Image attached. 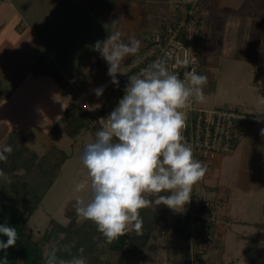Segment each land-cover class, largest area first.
Here are the masks:
<instances>
[{"label": "crops", "instance_id": "0c3cea01", "mask_svg": "<svg viewBox=\"0 0 264 264\" xmlns=\"http://www.w3.org/2000/svg\"><path fill=\"white\" fill-rule=\"evenodd\" d=\"M174 1L0 0V103L6 102L9 108H14L7 101L16 98V95H27L33 85H47L50 81L54 82L61 90L60 96L64 97L58 122L44 129L34 127L32 131L35 134L28 145L38 154H43L54 143L67 154L49 188L62 173V166L68 160V153L59 145L60 142L69 138L70 142L67 143L77 151L81 149L82 143L87 140L91 143L95 139L84 127L75 137L64 134L55 141L48 134L53 125L61 122L70 102L87 99L97 106L107 94L111 83L109 65L94 50L95 43L117 31L122 33L121 39L125 43L129 36H135L141 42L139 51L121 62V73H117L116 78L130 72L145 55L151 34L173 19ZM196 6L200 14L201 65L206 60V48L211 52L213 45L211 47L210 44L217 45L215 37L220 31L226 32L234 40L248 33V41L240 43L242 49L237 59L251 62L257 76L250 81L249 89L255 95L247 109L257 116L256 121L230 153L210 156L207 172L201 182L209 195L215 192L222 198L228 196L229 202L231 191L237 188L230 174L248 163L250 171L255 173L254 177L257 174L264 175V135H261L264 129V75L256 70L264 67V0H199ZM216 41L221 44L223 35L218 36ZM233 43L238 45L235 41ZM100 87L104 91L97 96L95 90ZM237 105L241 106H234ZM251 178L248 175L247 179ZM259 185L262 190L260 195L264 196V189ZM183 214L184 209L182 215L177 217Z\"/></svg>", "mask_w": 264, "mask_h": 264}, {"label": "rangeland", "instance_id": "374dc122", "mask_svg": "<svg viewBox=\"0 0 264 264\" xmlns=\"http://www.w3.org/2000/svg\"><path fill=\"white\" fill-rule=\"evenodd\" d=\"M221 35L223 42L219 44L216 40ZM218 36L215 37L217 45L210 44L211 47L213 45L211 52L206 48V60L200 65L199 74L208 77V83L203 89L206 100L204 103H196L204 107L241 104L239 107L248 109L249 103L254 99L252 96L255 95L249 89L250 81L257 76L251 62H240L237 59L242 49L241 44L248 41V33L235 40L230 39L226 32L220 31ZM53 83L50 81L47 85H33L32 91L27 95H16V98L7 101L14 108H9L10 105L6 102L0 103V146L6 141L9 130H21L24 139L27 138L24 143L29 145L35 134L32 131L34 127L44 129L58 122L64 97L60 96L61 90ZM79 102L75 100L77 105ZM87 138L91 139L88 135ZM67 141L69 138H65V142H60L59 145L68 153V160L62 166V173L29 215L27 229L33 239L40 243L44 254L53 247L63 249L65 245H70L71 255L61 250L57 253L59 259L69 260L72 256L81 255L78 249L83 247L82 255L87 264H119L118 253L107 247L100 232L88 234L90 229L83 227L87 220L79 217L75 210L76 199L85 196V193L76 191V183L88 182L90 179L80 159L89 141L82 143L81 149L77 151ZM234 172L230 174V178L234 179L237 188L231 191L229 202L228 196L222 198L215 192L209 195L199 181L193 187L189 203L191 218L182 220L177 216L182 215L183 210L170 209L167 224L160 222L152 231L147 245L125 264H185L186 253L190 255L191 264H264V196L260 195L262 190L259 185L264 189V175L257 174L254 177L255 173L250 171L248 163ZM17 173H23V169H18ZM248 175L252 178L247 179ZM42 180L46 178H35L34 182L40 185ZM10 183V175L2 173L0 190L5 188L4 184L6 191L9 190ZM203 203L210 208V216L206 212H202V217L198 216L196 206ZM154 206L153 203L147 207L148 215H151ZM206 218L213 222V228H203L200 234L198 223ZM83 231L87 233L82 234ZM250 239L256 240V248L251 246L254 249L250 252L255 261H249L244 251L249 246ZM79 241H83V245Z\"/></svg>", "mask_w": 264, "mask_h": 264}, {"label": "clouds", "instance_id": "9594fccd", "mask_svg": "<svg viewBox=\"0 0 264 264\" xmlns=\"http://www.w3.org/2000/svg\"><path fill=\"white\" fill-rule=\"evenodd\" d=\"M121 37L119 31L110 33L94 45L107 61L111 83L117 87L121 62L138 53L141 43L135 36H129L127 43ZM167 64V59L157 58L128 77L118 106L106 119H99L102 127L80 157L90 179L76 183V191L85 196L76 199L75 210L79 217L93 222L109 244L130 228L142 235L140 210L153 203L182 211L190 203L194 185L207 172L206 165L193 158L182 131L186 126L183 110L192 101L205 102L208 77L191 68L182 80ZM103 91L100 87L95 94L100 96ZM12 151L9 145L0 146V161H6V154ZM0 234L7 237L6 243L0 240V250L16 245L15 227L0 225ZM61 250L71 255L70 245L53 247L45 253V264H87L83 247L78 249L81 255L69 260L58 258Z\"/></svg>", "mask_w": 264, "mask_h": 264}, {"label": "trees", "instance_id": "16d2710c", "mask_svg": "<svg viewBox=\"0 0 264 264\" xmlns=\"http://www.w3.org/2000/svg\"><path fill=\"white\" fill-rule=\"evenodd\" d=\"M84 126L85 114L83 110L75 102H70L65 109L61 122L53 125L49 129L48 134L53 141L61 138L64 134L69 137H75ZM24 141V135L20 130H11L3 143V145L11 146L13 151L11 154H6L8 157L6 161H0V173H7L11 177L9 190L6 191L5 184L3 185L5 188L0 190V225L6 224L15 227L18 240L14 247H9L6 251L0 250V264H45L43 249L40 243L33 239L26 223L29 215L42 201L57 176L60 166L67 157L64 150L57 147L54 143L43 154H38L26 145ZM237 143L234 144L233 148H235ZM20 168L23 169V173L18 174L17 170ZM35 178H46V180H42L43 182H40L39 185L34 182ZM163 194L161 193V195ZM205 208L206 206L200 204V209L206 212L207 216H210V208L208 210H205ZM190 209L191 204L190 206L189 203L185 205L184 214L181 217L182 220L191 218ZM147 210V207L140 210V217L143 220L142 235H137L134 230H129L111 244L106 242L105 237L99 233L93 222L87 220L83 227L90 229L88 234L98 232L107 247L118 253L117 260L119 264H125L147 245L152 231L160 222L167 224V206H157L155 204L153 212L150 213L151 215L147 214ZM55 225H58V223L55 222ZM258 225L256 224V226ZM197 227H199L198 233L202 234L203 228H213V222L206 218L198 223ZM165 228H167V225ZM83 233L87 232L83 231ZM0 240L6 243L7 237L0 234ZM255 241V239H250L249 246L244 248L246 258H249V261H255L250 255L252 249L256 248ZM79 243L83 245V241H79ZM184 262L185 264H191V258L188 253L185 255Z\"/></svg>", "mask_w": 264, "mask_h": 264}, {"label": "built area", "instance_id": "2783aa9c", "mask_svg": "<svg viewBox=\"0 0 264 264\" xmlns=\"http://www.w3.org/2000/svg\"><path fill=\"white\" fill-rule=\"evenodd\" d=\"M197 1L199 0L173 2V19L151 34L145 55L130 72L116 78L119 81L118 87L110 83L107 94L97 106L91 105L87 99L79 100V106L85 114L84 128L94 138L95 133L102 127L98 123L99 119H106L125 94L128 77L140 73L157 58L167 59L169 70L182 80L191 68H195L199 74L202 43ZM257 72L264 75L262 67H258ZM183 111L186 113V126L182 131L184 142L191 146L193 158L206 167L212 154L231 152L234 144L246 135L257 119L253 112L239 106L204 107L196 101L190 102ZM203 205L206 206L205 210L209 209L207 204ZM196 210L198 216L202 217L200 205L196 206Z\"/></svg>", "mask_w": 264, "mask_h": 264}]
</instances>
